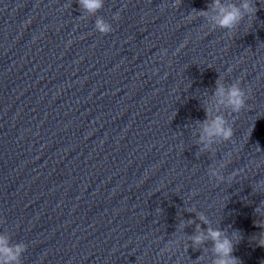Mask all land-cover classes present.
I'll use <instances>...</instances> for the list:
<instances>
[{"label":"water","instance_id":"95a60500","mask_svg":"<svg viewBox=\"0 0 264 264\" xmlns=\"http://www.w3.org/2000/svg\"><path fill=\"white\" fill-rule=\"evenodd\" d=\"M253 3L229 30L213 0H104L95 15L77 0H0V234L26 245L20 264H212L211 240L192 246L197 225L239 232L233 255L264 264L252 239L264 0ZM218 80L247 93L239 113L213 95ZM205 108L231 141L200 142Z\"/></svg>","mask_w":264,"mask_h":264},{"label":"clouds","instance_id":"9594fccd","mask_svg":"<svg viewBox=\"0 0 264 264\" xmlns=\"http://www.w3.org/2000/svg\"><path fill=\"white\" fill-rule=\"evenodd\" d=\"M79 6L91 15L98 13L104 6V0H77ZM177 5H174V7ZM212 7L216 10L217 15L214 17L215 23L220 28L235 29L245 19V17L254 16L257 9L253 0H241L239 5L232 3L227 6L221 5L220 0H213ZM201 15H207L206 11H202ZM118 18V14H117ZM95 28L101 34H108L112 31V25L106 22L102 17H97L95 20ZM166 54V50H162ZM231 71V69H229ZM214 96L220 97V103L225 104L233 113H239L245 108L246 101L249 98L245 90L240 86V83H232L227 88L218 80L216 83ZM209 109L205 108L206 119L202 122V134L200 142L204 143V147L213 141V138L219 137L228 142L231 141L234 135L233 127L228 125L223 116L217 115L209 121ZM257 150L260 148L257 146ZM264 163V161H262ZM223 167V165H221ZM259 167V165H257ZM209 175L223 181L224 177L219 174L216 169H209ZM238 175V172H233L229 179H233ZM256 190L264 192V182H258ZM254 212L261 218L255 223L256 226L262 229L255 234L252 239L256 241L257 246L264 248V211L259 206L254 209ZM199 219L204 223H208L207 218L202 214ZM190 221L189 223H191ZM197 234L191 237L192 246L199 247L207 240L212 241V251L214 259L212 264H241V261L233 255L234 246L240 242L241 235L234 231L235 235L229 236L226 232L220 229L209 227L206 232L199 230L197 225ZM26 251V245L17 243L11 245L9 239L3 234H0V264H20V258Z\"/></svg>","mask_w":264,"mask_h":264}]
</instances>
